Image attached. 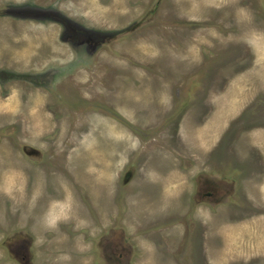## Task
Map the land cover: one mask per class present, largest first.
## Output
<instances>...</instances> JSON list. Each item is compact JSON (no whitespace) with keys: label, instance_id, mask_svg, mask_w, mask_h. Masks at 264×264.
<instances>
[{"label":"rangeland","instance_id":"rangeland-1","mask_svg":"<svg viewBox=\"0 0 264 264\" xmlns=\"http://www.w3.org/2000/svg\"><path fill=\"white\" fill-rule=\"evenodd\" d=\"M262 152L264 0H0V264H264Z\"/></svg>","mask_w":264,"mask_h":264},{"label":"flooded vegetation","instance_id":"flooded-vegetation-1","mask_svg":"<svg viewBox=\"0 0 264 264\" xmlns=\"http://www.w3.org/2000/svg\"><path fill=\"white\" fill-rule=\"evenodd\" d=\"M261 160L260 163L263 165L262 171L264 173V152L261 153ZM203 195H201V199H204L205 201L210 200L213 201L215 200L217 197H215V195L217 196V194L219 195V193L217 192L218 190L214 191L211 189L210 185L205 186V188H201ZM214 204V203H213ZM215 209V208H214Z\"/></svg>","mask_w":264,"mask_h":264},{"label":"bare ground","instance_id":"bare-ground-1","mask_svg":"<svg viewBox=\"0 0 264 264\" xmlns=\"http://www.w3.org/2000/svg\"><path fill=\"white\" fill-rule=\"evenodd\" d=\"M51 214V213H50ZM51 216V215H50ZM51 219V218H50Z\"/></svg>","mask_w":264,"mask_h":264}]
</instances>
